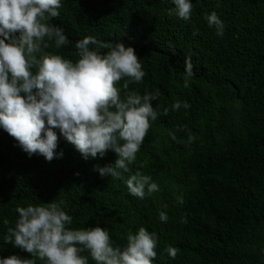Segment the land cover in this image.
I'll list each match as a JSON object with an SVG mask.
<instances>
[{"label": "trees", "instance_id": "trees-1", "mask_svg": "<svg viewBox=\"0 0 264 264\" xmlns=\"http://www.w3.org/2000/svg\"><path fill=\"white\" fill-rule=\"evenodd\" d=\"M192 3L184 21L166 14L170 0H62L49 23L72 43L57 49L49 42L44 52L75 60V43L85 36L120 41L136 50L146 72L129 90H159L152 102L158 119L129 167L151 176L160 190L141 200L123 181L100 177L94 168L113 164L111 151L84 160L60 137L63 158L48 162L29 158L0 130V257L30 258L3 241L18 206L64 200L71 227H107L116 245H125L130 230L155 232L154 264H264V0ZM212 11L224 22L223 36L204 19ZM186 57L194 71L187 88ZM177 100L190 107L172 111ZM168 246L179 249L174 259ZM89 264H95L90 257Z\"/></svg>", "mask_w": 264, "mask_h": 264}, {"label": "clouds", "instance_id": "clouds-1", "mask_svg": "<svg viewBox=\"0 0 264 264\" xmlns=\"http://www.w3.org/2000/svg\"><path fill=\"white\" fill-rule=\"evenodd\" d=\"M168 16L188 21L192 0H170ZM62 0H0V130L14 138L29 158L40 155L46 161L63 158L57 151L59 139L72 145L84 160L116 155L113 164L95 166L100 177L110 176L125 183L129 194L145 199L158 192L149 175L132 172L144 138L158 119L152 102L159 90L143 94L129 90L146 76L136 50L123 42H103L94 36L76 41V59L44 52L54 42L60 49L72 43L64 29L49 21L60 15ZM217 36L224 34V22L217 12L204 15ZM105 49L106 51H101ZM42 53V54H41ZM184 87L194 76L191 58H185ZM123 81L122 89L117 87ZM187 109L177 100L172 111ZM169 112L164 109V115ZM59 132V136L57 133ZM175 140L173 132L168 133ZM192 137H189L191 141ZM124 173H128L125 177ZM183 203V197L177 198ZM64 200L18 206L14 227H7L4 244L21 249L30 258L0 257V264H154L158 236L140 227L131 230L124 246L116 245L107 227L73 228V217ZM161 222L168 215L159 212ZM8 219L3 220L8 225ZM171 258L179 249L168 246ZM87 252L88 255H83Z\"/></svg>", "mask_w": 264, "mask_h": 264}]
</instances>
